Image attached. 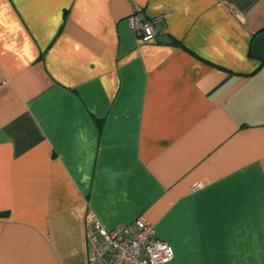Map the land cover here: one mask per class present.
Instances as JSON below:
<instances>
[{
  "label": "crops",
  "instance_id": "obj_1",
  "mask_svg": "<svg viewBox=\"0 0 264 264\" xmlns=\"http://www.w3.org/2000/svg\"><path fill=\"white\" fill-rule=\"evenodd\" d=\"M260 33L264 0H0V264H88L89 212L166 264H264Z\"/></svg>",
  "mask_w": 264,
  "mask_h": 264
},
{
  "label": "built area",
  "instance_id": "obj_2",
  "mask_svg": "<svg viewBox=\"0 0 264 264\" xmlns=\"http://www.w3.org/2000/svg\"><path fill=\"white\" fill-rule=\"evenodd\" d=\"M166 14L152 19L142 11L126 17L128 27L142 41L155 39L165 28ZM85 238L88 264H166L173 257L170 245L154 235L153 226L136 218L120 232L106 230L91 212L85 216Z\"/></svg>",
  "mask_w": 264,
  "mask_h": 264
},
{
  "label": "water",
  "instance_id": "obj_3",
  "mask_svg": "<svg viewBox=\"0 0 264 264\" xmlns=\"http://www.w3.org/2000/svg\"><path fill=\"white\" fill-rule=\"evenodd\" d=\"M163 40H168L167 38L164 37ZM252 52L253 55L260 59L261 61H264V34L260 33L257 34L252 42Z\"/></svg>",
  "mask_w": 264,
  "mask_h": 264
}]
</instances>
